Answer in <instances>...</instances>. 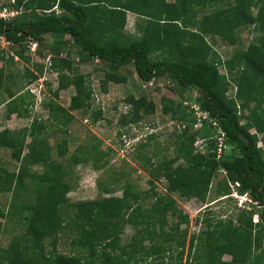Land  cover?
<instances>
[{
    "label": "trees",
    "instance_id": "1",
    "mask_svg": "<svg viewBox=\"0 0 264 264\" xmlns=\"http://www.w3.org/2000/svg\"><path fill=\"white\" fill-rule=\"evenodd\" d=\"M13 1H5L0 10H18L26 5L30 16L27 10L18 16H0V36L14 44L29 39L41 42L43 35H53L55 56L50 60V70L59 74L60 81L54 94L57 97L71 86L77 93L68 108L53 100L42 101L50 109L49 124L36 119L29 127L0 130V158L9 150L19 163L11 172L0 165V191L14 190L19 203L14 209H22L24 221L23 232L6 246L1 243L4 224L0 221V264H182L188 241L184 234L187 229L181 225L189 224L190 218L177 205L176 196L207 202L212 193L217 205L219 198L230 197V182H239V192L250 194L256 202L251 204L253 210L239 209L227 218L210 210L198 216L196 222L202 228L191 235L189 259L193 260L187 264H264V0ZM195 5H207L211 10L192 16L190 10ZM128 12L138 15L139 35L125 31ZM191 27L195 31L189 30ZM244 32L253 33L254 39L246 41ZM214 35L224 37L231 50L223 55L213 50L206 37ZM71 41L81 63H101L95 68L103 74L101 92L108 90V82H128L129 74L122 68L129 66L141 85L169 78L173 81L168 87L171 92L197 89L194 104L217 125L204 120L196 127L194 107L183 105V110L181 104L174 105L173 98H162L163 113L183 128L180 134L163 141L159 134L151 133L132 152L133 160L150 174V188L144 190L138 183L127 182L125 188L131 194L128 191L123 197L69 203L66 195L75 184L68 179L75 166L92 162L95 168H105L114 152L111 146L104 150L102 141L90 130L89 140L80 142L69 156L67 141L49 142L56 129L67 130L77 122L70 109L90 112L94 106L96 91L90 80L73 72L77 68L71 58L60 56V48ZM18 54L30 60L22 49ZM220 64L228 73L221 72ZM34 65L43 72L44 64ZM9 75L0 66V105L6 89L12 97L7 109L12 112L16 91L7 86ZM25 75L30 81L37 79L29 67L19 78ZM16 76L12 77L19 84L21 79ZM231 87L235 94H229ZM141 90L140 95L126 98L132 111L124 114L121 126L154 114L156 106L148 102L146 88ZM31 96L33 100L25 104L24 94L16 97L22 117L29 112V104L35 103V96ZM103 116L99 106L91 112V121L95 123ZM222 134L226 150L218 157ZM198 140L204 141L205 152L197 149ZM130 161L124 159L125 165L135 169ZM36 163L44 167L39 175L30 172ZM221 171L225 177L214 186ZM160 179H165L166 185L162 193L155 187V180ZM256 213L258 222L253 220ZM127 223L136 231L130 243L123 244L120 234ZM64 245L70 246V252L60 249ZM226 254L230 260H224Z\"/></svg>",
    "mask_w": 264,
    "mask_h": 264
},
{
    "label": "rangeland",
    "instance_id": "2",
    "mask_svg": "<svg viewBox=\"0 0 264 264\" xmlns=\"http://www.w3.org/2000/svg\"><path fill=\"white\" fill-rule=\"evenodd\" d=\"M5 1L7 0H0V8ZM166 1L174 2L175 0ZM23 5H25V3ZM57 10L60 12L59 8ZM209 10L211 9L207 5H195L190 10V14L194 16L193 14L197 12V15L201 16V14ZM254 10L256 11V8H254ZM24 11L27 12V16H30L31 11L27 9L26 5L20 7L17 13H15V16H18V14ZM37 13L40 14L41 11H37ZM137 19L138 15L133 12H128L125 31L132 35H139L141 32ZM189 30L195 31V27H191ZM254 36L253 33H243V37L246 41H252ZM53 38L54 36L48 33L41 37L42 41H38L39 43L29 39V41L23 43L6 44L0 36V66L5 67V71L8 75L13 73L9 75L10 78L8 79L7 86L16 91L15 97H13L15 98V102L11 104L13 111L9 112L7 103L12 100V97L8 94L7 90L4 89L1 102L2 105H0V130L5 128L15 130L24 128L25 126L29 127L36 119L43 120L44 123L49 124L51 120L50 109L43 104V100H45V102L47 101V103L53 100L65 108L69 107L72 96L77 93V88L71 86L70 88L63 89L57 97L54 94V91L59 87L60 81L59 74L50 70V60L55 56L54 51L51 49L54 44ZM65 38L68 39V37ZM34 42L35 44L37 43V47H34L35 51H33ZM206 42L212 46L213 50L222 55L224 51L231 50L228 46V41L220 35L207 36ZM21 49L24 50V56H29L30 60L18 54ZM60 56L72 59L73 65L77 68L73 72L77 75L85 76L88 81L90 80L96 93L94 94V106L93 109H90V112L85 111V109H70L77 122L67 130L63 128L62 130L56 129L55 133L52 132L49 136L50 144L55 145L67 141V156H69L77 150V146L80 142L89 140V135L91 133L88 134L87 132L90 130L102 141L101 147L104 150L109 148V146L114 149L111 160L105 168H95L92 162L86 165L80 164L75 166L73 175L68 179L74 181L75 187L67 193L66 200L69 203H75L93 202L104 197H123L129 191L125 188L127 182L138 183L144 190L149 189L150 184L148 181L151 178L150 174L133 160L131 154L138 148L141 142L146 141L147 136L151 133L159 134L161 138L160 141L165 139L168 140L172 134H180L183 127L179 126V122L171 120L169 114L163 113L162 98H173L174 105L181 104V109L185 110L183 105H195L194 96L198 93L197 89L187 88L181 93L171 92L168 87L173 84V81L169 78L157 79L156 81L152 79L150 82L141 85V81L138 79L137 75L131 73V67L128 66L122 68L124 72L129 74L130 80L128 82H108V90H102L103 92H101L100 80L101 76L103 78V74L99 71L95 72V68L101 66L98 60L83 61L81 63L79 51L72 41L67 46L63 45L60 48ZM34 62L44 64L45 67L42 73L35 67ZM28 67L31 69V72L37 75V79L30 81L27 75H25L24 78H19V74L24 73L25 68ZM219 69L221 72L228 73L221 64L219 65ZM65 72L71 75V71L65 70ZM15 75H17L16 79H21L19 84H16L14 81L13 77H15ZM88 75H90L89 78ZM141 88H146L150 105L156 106L154 114L147 115L143 119L134 121L127 126H121L122 122L120 120L123 118L124 114H127V112L132 109V105L126 102V98L129 94L140 95V91H142ZM234 92L235 88L231 87L229 89V94H235ZM20 94H24L25 96L23 100L24 104L25 102L33 100L31 95L35 96V103L33 105L29 104L27 107L29 112L26 113L27 115L24 117L18 114L20 101L16 102V97L19 99ZM99 106L102 107L104 116L94 123L91 121V112L97 110ZM55 127L56 125H54V128ZM252 130L253 132L256 131L255 129ZM259 135L262 136L263 134L259 133ZM28 138H31V136ZM259 143L262 144L261 142ZM230 150L232 152L234 149L231 148ZM27 151L28 149H26L25 152ZM1 156L0 165L7 168L10 172L17 169L19 163L11 157V152L9 150H4ZM124 159L129 161L132 160L130 162L135 169H130L125 165ZM30 168L31 174L35 175H39L44 171L43 165L39 163L31 165ZM127 172L130 173L129 176H123L124 173ZM121 173H123V177L120 175ZM218 177L213 181L214 186L218 179L225 177V173L219 172ZM28 179L33 180L32 178ZM28 184L35 185L36 183L29 181ZM155 185L158 192L162 193L166 191L165 179L155 180ZM176 197L178 200L177 205L183 208L182 210L188 213L190 218L189 224L181 225V228L184 230L187 229V233L184 234H186V240L188 241L182 264H187L189 260H193V258L189 259V241L191 235L199 232L202 228L201 224L196 222L198 216L202 214L203 217L204 212L210 210L211 212L223 214V216L227 218L236 214L239 209H246L247 211L253 210V208L247 207V203L242 202L243 199L237 197H221L219 198L221 199V203H217V205H214V201L212 200L214 195L212 193L209 195L207 202H202L197 198L187 199L182 196ZM17 205H19V203H16V198H14V190L7 189L5 191H0V221L4 224L2 245H8L12 237L23 232L24 221L21 219L22 209L20 208L15 211L14 208L17 207ZM123 230V233L120 234L121 243H130L131 237L136 231V227L127 223ZM197 243L198 242H196V244ZM60 249L65 253L70 252L69 245L60 246ZM193 252H195V249ZM230 259V255H224V260Z\"/></svg>",
    "mask_w": 264,
    "mask_h": 264
},
{
    "label": "built area",
    "instance_id": "3",
    "mask_svg": "<svg viewBox=\"0 0 264 264\" xmlns=\"http://www.w3.org/2000/svg\"><path fill=\"white\" fill-rule=\"evenodd\" d=\"M15 13H17V11L15 12V10H11L9 8H4L3 10H1L0 12V16L4 17V18H7L9 16H14ZM9 15V16H7ZM9 43V42H7ZM35 51V48L34 50ZM192 107H194L196 113H197V119H198V122L196 123V127H199L204 120H210L213 122L214 125H217V122L215 120H213L212 118H210V116L204 112L203 110H200L199 109V106L197 104L193 105ZM225 137H224V134H222L220 137H219V141H218V157H221V155L223 154L224 150H226V145H225ZM196 147H198L197 149L202 151V152H205L207 149H206V145L204 143L203 140H198V142L196 143ZM254 221H259V218H258V215L255 216L254 218Z\"/></svg>",
    "mask_w": 264,
    "mask_h": 264
},
{
    "label": "clouds",
    "instance_id": "4",
    "mask_svg": "<svg viewBox=\"0 0 264 264\" xmlns=\"http://www.w3.org/2000/svg\"><path fill=\"white\" fill-rule=\"evenodd\" d=\"M16 11H17V10H16ZM15 15H16V14H15ZM11 17H13V16H11ZM2 39H3V42H6V44H10V43H7V40H5L4 37H2ZM34 44H35V42H34ZM36 44H37V43H36ZM36 44L33 46V48H34V47H35V48L37 47ZM221 172H225V171H221ZM239 185H240L239 182H235V183L230 182L231 193L228 194L227 196L237 197V198H239V199H243L242 202L247 203V204H248L247 207L252 208V207H251V204L256 203V202L252 199L251 196H249V195H250L249 193H247V192H245V193H240L239 190H238V186H239ZM235 186H236V187H235ZM232 189H233V192H232ZM242 197H243V198H242ZM244 197H245V198H244ZM245 206H246V205H245ZM257 215H258V214L256 213V214L254 215V218H255V216H257ZM258 218H259V215H258ZM255 222H258V221H255Z\"/></svg>",
    "mask_w": 264,
    "mask_h": 264
}]
</instances>
